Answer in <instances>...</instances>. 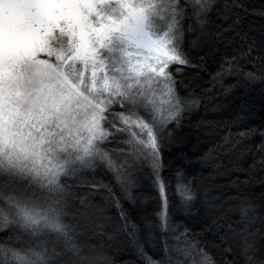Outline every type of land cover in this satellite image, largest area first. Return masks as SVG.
<instances>
[{
	"label": "snow or ice",
	"instance_id": "obj_1",
	"mask_svg": "<svg viewBox=\"0 0 264 264\" xmlns=\"http://www.w3.org/2000/svg\"><path fill=\"white\" fill-rule=\"evenodd\" d=\"M0 264H264V3L0 0Z\"/></svg>",
	"mask_w": 264,
	"mask_h": 264
},
{
	"label": "trees",
	"instance_id": "obj_2",
	"mask_svg": "<svg viewBox=\"0 0 264 264\" xmlns=\"http://www.w3.org/2000/svg\"><path fill=\"white\" fill-rule=\"evenodd\" d=\"M245 2L253 7H260L262 3H264V0H245ZM206 79V77H205ZM201 83H203V81H201ZM227 113H219V114H215V113H205L203 111L201 112H197L194 114V116L192 117V119H197L200 116H208V117H213L215 119H225L227 118ZM259 122V117H257V123ZM187 149H182L180 146H177L173 149L172 153H169V157L173 160H178L180 152L184 151ZM176 164H173V167H175ZM195 172L197 173H201L203 175H208L209 174V170H200L199 168L194 169ZM217 182L220 184H224L225 185V190L227 189V177L226 176H222V175H217L216 177ZM183 190V186L182 185H178L175 182V179L172 182V188L171 191H169L168 195L170 197H174L176 199H179V196L181 194ZM141 191L142 193L145 194V200L144 203L142 205V209L144 212H151L154 208H155V200L152 196H150L149 194H151L153 192V189L151 187V181L147 178H145L142 182V187H141ZM176 219L183 223L186 221V217H184L183 215H177ZM190 222V221H189Z\"/></svg>",
	"mask_w": 264,
	"mask_h": 264
}]
</instances>
